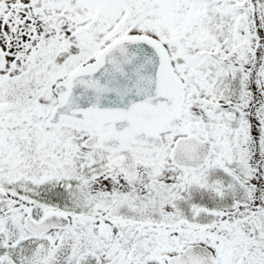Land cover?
Returning <instances> with one entry per match:
<instances>
[{"label": "snow or ice", "instance_id": "snow-or-ice-1", "mask_svg": "<svg viewBox=\"0 0 264 264\" xmlns=\"http://www.w3.org/2000/svg\"><path fill=\"white\" fill-rule=\"evenodd\" d=\"M0 264H264V0H0Z\"/></svg>", "mask_w": 264, "mask_h": 264}]
</instances>
